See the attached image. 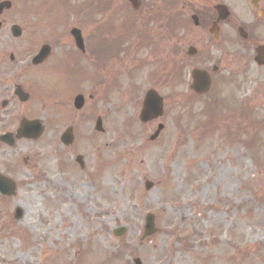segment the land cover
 Wrapping results in <instances>:
<instances>
[{"label":"rangeland","instance_id":"374dc122","mask_svg":"<svg viewBox=\"0 0 264 264\" xmlns=\"http://www.w3.org/2000/svg\"><path fill=\"white\" fill-rule=\"evenodd\" d=\"M11 1L0 15V60L10 53L15 60L29 58L45 42L52 46L50 60L65 51L73 59L69 29L78 27L88 48L96 26L107 25L112 7L122 5L112 1L108 10L94 12L78 10L87 0H67V5L60 0ZM223 1L232 22H254L251 0ZM122 10L107 38L120 33V19L132 21V34L116 57L126 60L132 73L116 94L100 100L99 113L108 114L109 127L103 126L95 140L86 137L75 146L85 169L96 163L95 177L85 176L70 152H59L61 143L51 142L57 131L45 129L32 144L0 142V174L17 185L13 196H0V264H135L134 258L140 264H264V66L254 63L252 45L242 43L229 24V55L243 57L230 64L226 58L212 76L210 90L196 99L189 96L188 82L199 58L188 61L182 86L158 89L168 96L164 114L142 124L138 113L144 92L153 87L150 74L167 65L175 38L169 28L161 31L159 19H146L145 12H161L154 0H145L137 13ZM15 23L22 28L19 38L10 34ZM141 31L149 43L135 51ZM250 37L263 43L264 27ZM195 47L200 51L204 44ZM210 50L215 53L214 47ZM140 59L142 67H133ZM200 66L209 69L211 63ZM60 79L58 72L49 71L39 81L38 118L46 115L53 86V95L65 94ZM90 89L86 82L85 92ZM5 114L0 108V134L9 129ZM207 120L210 129L201 127ZM159 122L163 130L149 141ZM89 126L83 128L86 135ZM26 156L27 165L22 161ZM146 180L152 183L149 189ZM15 207L23 211L18 221L13 219ZM147 213L154 215L157 230L141 240ZM117 227L126 229L121 237L112 233Z\"/></svg>","mask_w":264,"mask_h":264},{"label":"flooded vegetation","instance_id":"af4514ba","mask_svg":"<svg viewBox=\"0 0 264 264\" xmlns=\"http://www.w3.org/2000/svg\"><path fill=\"white\" fill-rule=\"evenodd\" d=\"M139 1L141 3L139 9H133V13H137L145 3V0ZM154 2L159 3L161 12H145L146 19L149 21L159 19L158 21L163 26L161 31L166 33L164 30L169 28V33L174 36L175 41L170 43L168 47L171 58L167 61L174 66L177 75L179 72L176 69L182 67L181 65L186 66L188 61L198 57L199 62L194 63L193 67L204 68L200 65L211 63L209 69L206 67L204 69L210 71L212 79V76L217 75L222 70L226 58L230 64L234 59L243 57V54L240 56L239 53L229 55L228 38H226L229 24L236 29L238 26L244 28L247 38L240 39L242 43L251 44L253 48L260 44L264 45V42H254L250 37V33L256 34L264 27V0H254V22L244 25L232 22L230 15L224 20H217L216 6L218 4L226 5L223 0H154ZM149 6L152 8L154 4L148 3ZM122 8L126 10V13L132 9L127 0H122ZM189 35L195 36V39L188 41L186 37ZM97 41L100 43L101 49L98 48L92 54L89 46L88 48L85 46V52H79L78 58L70 61L61 60L57 57V60L46 59L39 65H32L30 59L27 58L0 60V96H5L0 102V108L6 112L2 116L7 119L6 125L9 131L16 132L19 130L21 122L32 124V120L38 118L35 96L39 90L38 83L49 71H55L60 74L65 94L63 97L53 95L56 86L51 88L52 94L48 95L46 115L40 120L49 132L57 131L55 137L51 138V142L54 143L59 140L62 145L59 152L79 155V150L75 148L77 143L86 137L95 140L104 132L103 126L108 124V114L99 113L100 100H107L116 94V90L123 87L121 86L123 78H128L132 71L126 60L116 59V46L111 37L98 38ZM106 42L108 46H106ZM197 44H204V49L197 50L195 47ZM191 46L196 48L193 56L188 55V48ZM211 47L215 48L214 54L210 50ZM122 48L119 52L123 50ZM50 61L52 65H50ZM133 67L141 68L142 65L135 64ZM164 76L165 71L163 69L157 70L156 76L153 78L157 85L153 87L154 89L158 90L160 86L162 87ZM86 82L90 84L91 88L88 92H85ZM124 91L127 93L126 87L123 88ZM78 94L83 95V106L80 109L74 107V100ZM98 118L102 122L103 131L95 130V122ZM109 120H111L110 116ZM86 125H90L87 135L83 133ZM67 128L72 132V140L70 143L64 144L60 138L62 132ZM22 140L32 144V140ZM97 157L94 156V161ZM25 164H28V157H26ZM95 164L85 169L86 165L83 158L79 167L85 175L89 176L96 173H94Z\"/></svg>","mask_w":264,"mask_h":264},{"label":"water","instance_id":"95a60500","mask_svg":"<svg viewBox=\"0 0 264 264\" xmlns=\"http://www.w3.org/2000/svg\"><path fill=\"white\" fill-rule=\"evenodd\" d=\"M132 5L137 8L138 7V1L137 0H129ZM10 6L9 2H0V12L2 11L3 8H8ZM217 12L220 18H224L227 14L228 11L226 10L225 7L219 6L217 7ZM13 34L17 35L18 32L15 30L16 27H13ZM239 33L241 36L246 37L247 35L244 33L242 28H239ZM72 34L74 35L76 45L84 51V45L82 41V37L80 34V31L77 29L72 30ZM195 50L193 48L189 49V54H193ZM49 52V47L48 45L42 46L40 49L39 53L32 59L33 63H39L43 59L46 58L47 54ZM257 55L255 57V61L258 64H264V52L262 47H258L256 49ZM192 77H193V82L191 84V88L195 90L197 93H202L208 90L210 86V77L209 75L199 69H195L192 71ZM78 102L77 106L80 107L82 105V100H79V96L76 100ZM163 113V102H162V97H160L154 90H149L146 92L143 102H142V109L140 111V120L143 122H146L152 118H157L158 116L162 115ZM23 129L19 130L17 132L16 137H29L32 136V139H36L39 137V135L42 133L43 127L40 123V121L32 122V128L29 127V125L24 124L22 125ZM97 127L99 128V122L97 124ZM163 125L159 124L157 127V130L155 131L154 135H152L150 138L154 139L159 131L162 129ZM31 129V130H29ZM1 140L5 141L8 144L13 143V139L11 135H3L1 136ZM69 140V138L66 136V141ZM79 160V157H78ZM151 186L150 182L146 183V188H149ZM16 186L14 182H12L10 179H8L5 176L0 175V193L2 195H13L15 192ZM22 216V210L20 208H16L14 212V218L15 219H20ZM155 231L154 228V217L153 215H148L146 218V224H145V232L144 236L151 235ZM124 232L123 228H118L114 230L115 235H121ZM135 262L139 264V260L135 259Z\"/></svg>","mask_w":264,"mask_h":264}]
</instances>
